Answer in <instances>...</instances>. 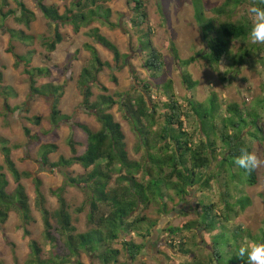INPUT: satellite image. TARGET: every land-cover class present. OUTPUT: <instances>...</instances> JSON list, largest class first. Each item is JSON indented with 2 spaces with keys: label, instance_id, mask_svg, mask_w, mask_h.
Listing matches in <instances>:
<instances>
[{
  "label": "trees",
  "instance_id": "trees-1",
  "mask_svg": "<svg viewBox=\"0 0 264 264\" xmlns=\"http://www.w3.org/2000/svg\"><path fill=\"white\" fill-rule=\"evenodd\" d=\"M16 1L19 6V15L13 10L6 13L5 9L10 6L9 0H0V17L2 20L13 17L19 25L24 26L26 30H31L36 21V14L24 3ZM110 1L76 0L61 14L56 5L49 6L44 3V0H37V7L49 22L53 35L51 39H44L43 46L45 49L50 54L57 50L58 45L64 41V35L61 33V28L64 26L72 27L75 35L79 34L83 28H90L97 22L107 25L112 31L120 29V24L111 22L112 11L106 7ZM243 1L245 0H227L222 7L212 9V12L217 16L230 18L236 8L243 4ZM249 3L264 6L262 0H250ZM194 5L196 21L202 29L207 44V52H201L198 56H201L208 65L218 69L221 62L230 57L239 70V67L248 63L253 52H257L256 55L261 53L264 56V48L262 47L251 46V49H248V33L251 23L246 16L235 22H222L216 28L213 20H206L201 1L195 0ZM128 6H131V13L133 14L130 24L140 33V57L143 59V67L152 79H159L165 69L166 62L153 41L154 33L149 24L147 4L144 0H129ZM2 29L4 26L0 25V31ZM9 34L11 44L14 41H19L23 46L28 47V41H32L30 45H33L37 40L36 36L29 35L23 30H10ZM87 36L95 42V45L85 44L84 46L90 52L91 62L94 65L82 70L78 86L86 97L85 108L96 111V117L102 125V129L94 132L86 125L75 124L87 135L86 150L82 156L77 155V144L72 140L69 143L72 157L70 159L61 158L54 163L50 161V155L57 152L58 147L51 144L41 147L40 159L43 167H49L53 171L79 165L88 174L80 178L66 176V185L50 192V195L56 197L59 203V210L54 216L46 208L47 201L42 192V181L38 177L34 178L36 205L43 215L45 239L52 248L49 256L44 257L43 248L37 242H33L31 247L34 258L28 264H84L82 259L85 256H94L101 264H119L121 252L113 248L119 242H122L123 250L131 258L132 263H136L143 256V250L146 248L144 244L137 245L131 241V235L138 233L139 236L147 239L152 236L153 229L158 227V222L141 215L143 211L157 205L160 215L163 216L167 212L164 215L170 216L165 199L168 197L172 202L174 201V198L170 196L171 192H174L180 203H185L187 196H191V191L196 186H200V190L210 191L212 182L217 179V176L227 175L224 170L225 164L228 162L230 168L234 170L237 166L234 161L240 156L241 151L245 149L252 151L250 145L255 140L259 141L258 138L252 140L253 133L248 130L252 121L248 122L239 106L231 105L227 108V113L232 115L230 118H219L220 106L217 103L216 95L212 94L208 101L209 109L205 111L196 110L191 104L192 112H186L175 96L171 81L164 86L142 82L140 86L134 85L132 90L126 94L127 96H119L120 101L118 102L112 97L101 95L96 103L91 104L90 99L94 85L107 92L106 88L100 84L99 74L106 65L111 67L110 63L103 64L96 46L99 45L112 55L115 68L119 71H122V62H126L129 56L123 55L117 45L101 35L98 29H93ZM232 42L241 44L238 49L239 53L234 57L231 50ZM14 50L15 48L10 46L8 53L13 54ZM145 52L148 54L145 55ZM175 57L179 61L178 56ZM18 58L19 62L23 61L22 56ZM196 61L197 57H192L182 61L181 66L187 67ZM30 66L31 63L25 64V74L29 77L31 94L54 98L51 112L52 124L57 126L63 120H71L69 116L62 115L59 109V104L65 95V86L50 84L37 87V79L51 76V71L48 68H30ZM182 76L187 89L192 90L197 86L189 74L183 72ZM3 85L4 73L0 65V95L6 99L12 97V88ZM46 89L49 90L48 94H43L42 91ZM162 92L165 94L166 101H162L161 96L159 101H154V96L161 95ZM118 104L125 111L127 119L130 120L143 148L146 150L147 160L145 162L141 163L130 159L123 128L119 122H116L114 116L109 114V111ZM192 113L200 125V130L196 133L199 134V141H196L194 134H190L185 129V120L189 121ZM255 116L261 118L257 112H255ZM249 117L252 119L250 113ZM160 119L163 120L161 125H159ZM30 121H34L35 125L38 126L41 124L40 118H34ZM260 130L263 133V129L260 128ZM246 131H249L248 136L251 144L246 142L244 136ZM24 132L27 137L31 136L29 129H25ZM31 139L39 141L40 137L33 136ZM219 140L226 148V152L221 154V159L217 157L219 156L217 147ZM0 146L5 164L16 183L15 191L12 194L9 193L10 182L4 173V167L0 166V225H5L8 222L11 212L14 210L22 214L23 220L28 224L32 221L29 197L21 181L23 178H31L33 175L31 173L21 174L16 169L12 159V149L7 146L5 140L0 139ZM153 152H157L156 155ZM217 162H220L218 163L220 164L219 168L216 167L212 171L211 166ZM239 169L246 176L244 184L251 187L257 185L256 169L252 171ZM205 173L208 175L205 176ZM116 175L118 177L114 178ZM227 178L230 184H233L234 180H238L236 176L232 181L228 176ZM227 185L229 190V184ZM68 186L87 189L85 191L88 193L86 202L89 206L88 224L91 226V230L86 233H79L73 225L69 206L64 198ZM163 189H165L164 192ZM222 198L224 207L219 215L214 213L217 205L211 200L210 204L205 206L204 213L207 219L210 220L213 216V220L223 227L222 224L225 223L232 225V219L239 217L241 212L246 209L249 205V199H241L239 202L240 210L235 212L228 202L231 196L224 197L222 194ZM197 203L195 212L200 213L201 200L198 199ZM83 210L82 207L77 212L82 213ZM53 217L58 223L56 228L51 223ZM147 221H152L149 223L154 225L145 230L142 225L148 223ZM197 223L198 221L189 222L180 228L169 223L165 231L171 241L169 242L170 247L177 249L180 255L187 257L188 260L184 264H221L223 255H220L214 246L208 243L207 245L204 240V236H208L210 230L203 228L195 231L194 227L197 226ZM243 230L242 226L234 227V231L238 235ZM205 231L209 232L206 234ZM185 232H201L204 235L202 237L199 234L198 237L211 248L210 258H202L191 249H185L191 244L188 243V237L183 235ZM251 234L253 235V233ZM25 235L29 236L28 230H25ZM249 238L250 242H253V236ZM178 239L181 242L178 245L174 244ZM194 246L197 245L194 244ZM228 248V252H230L231 246ZM233 264H245V262L233 260Z\"/></svg>",
  "mask_w": 264,
  "mask_h": 264
},
{
  "label": "rangeland",
  "instance_id": "rangeland-1",
  "mask_svg": "<svg viewBox=\"0 0 264 264\" xmlns=\"http://www.w3.org/2000/svg\"><path fill=\"white\" fill-rule=\"evenodd\" d=\"M18 1L24 3L36 14V21L33 23L31 30H26L13 17H9L6 20H2L0 17V25L4 26V29L0 31V65L4 73L3 86L13 90L11 93L12 97L8 99L0 95V139L5 140L7 146L12 149V159L16 169L21 174L31 173L33 175L31 178H23L21 181L29 197L32 221L28 224L25 223L22 214L14 210L11 212L8 222L5 225H0V264H28L34 258L31 247L33 242H37L43 248L44 257L49 256L52 246L45 239L43 215L36 205L34 178L38 177L42 181V192L47 201L46 208L54 216L59 210V203L56 197L50 195V192L66 185V176L80 178L88 174L79 165L69 169L63 168L53 171L49 167H43L40 159L41 147L46 144L58 147L57 152L50 155V161L54 163L61 158L70 159L72 157L69 146L70 140H72L77 144V155L82 156L86 150L87 135L81 129H78L75 124L86 125L94 132L102 129V125L96 117V111L88 110L84 106L86 97L78 86V80L83 69L94 65L91 62L92 56L90 52L84 46L85 44L94 45L95 42L87 34L92 29H95L93 28L94 26L99 31L100 28L108 26L97 22L90 29H84L83 32L71 39L72 41L70 40L72 42L70 45L72 46L66 45L67 49L61 48L59 52L60 55L62 54L61 58L53 61L52 55L43 46L44 39L47 40L53 37L52 30L49 27V22L38 9L37 0ZM200 1L206 20H213L216 28L225 21L235 22L241 20L245 16L248 7L252 5L249 3L250 0L243 1V4L237 7L229 18L217 16L212 12V9L222 7L227 0ZM262 1L264 2V0ZM44 2L49 5H58L63 13L66 8L71 6L74 0H44ZM128 2L129 0H111L106 4L107 8L110 9L111 7L113 10L111 21L120 24L121 28L115 31L110 29L112 31L110 34L111 38L107 34L103 36L116 44L120 52L129 57L126 62H122V71L116 70L112 55L99 45L97 46L103 64L110 63L111 67L106 65L99 74L100 84L106 88L107 92H104L101 87L94 85L90 103H96L101 95L112 97L118 102L120 101L119 96L126 95L132 90L134 85L140 86L142 82H151L154 85L164 86L171 81L175 96L186 112H192V105L196 110L205 111L209 109L208 101L211 95L215 94L217 103L220 106L219 118H230L232 115L227 113V108L231 105H237L243 115L246 116V119H248V122L252 121L248 130L253 133L252 140L254 141V138H258L259 141L255 140L251 144L248 136L249 131H246L244 136L247 144H251L252 151L264 161V56L261 53L256 55L257 52H253L248 59V63L239 67V70L235 67L233 59L230 57L225 58L218 69H215L208 65L201 56H198L201 52H207V44L202 29L196 21L195 0H144L147 4L149 24L152 26L154 33V44L166 62L160 78L152 79L143 67V59L140 57V33H138V29L132 28L130 24L133 14ZM9 4L10 6L5 9V12L13 10L18 13L19 6L17 1L9 0ZM10 30H23L29 35L36 36L37 40L33 45H30L32 41H28V47L23 46L19 41H14L11 44ZM70 32V27L64 26L61 28V33L65 34V36H69L67 33ZM10 46L15 48L13 54L8 53ZM251 46L264 48V45L256 44L249 39L248 49H251ZM240 47L241 44L239 42L231 43L233 57L239 53L238 49ZM147 54L148 52H145V55ZM176 55L179 61L176 59ZM19 56L23 57L22 62H19ZM192 57H197L195 63L187 67L181 66L182 61ZM27 63H31L30 68L50 69L53 76L46 77L50 82L44 86L52 83L65 86V95L59 104V109L62 115L69 116L71 120H63L57 126L52 124L51 112L54 98L33 96L31 94L29 77L25 74V64ZM183 72L189 74L192 81L197 84L194 89H187L183 83ZM114 79H116V82H114ZM44 83L45 81L39 82V79H37L36 86L42 87ZM48 91L46 89L42 92L43 94H48ZM158 95L154 96V101H159L160 96L162 101H166L164 92ZM255 112L261 118L255 116ZM249 113L252 115V119L254 118L253 120L249 117ZM109 114H112L116 122H119L123 128L130 159L141 163L145 162L147 160L146 150L143 148L130 120L127 119L125 111L118 104L109 111ZM34 118L41 119L39 126L35 125L34 121H30ZM183 120L185 119L183 118ZM162 122L163 120L160 119L159 125ZM198 123L194 114L189 121L185 120V129L190 134L195 135L196 141L200 139L199 134H196L200 130ZM260 128L263 129V133H261ZM25 129L30 130V137L25 135ZM33 136H39L40 140H32L31 137ZM217 145L219 150V156L217 157L221 159V154L226 152V148L220 140ZM156 153L153 152L155 155ZM218 163L220 162L211 166L212 171L216 167L219 168L220 164ZM225 165L224 170L227 175L217 176V179L212 182L210 191L200 190V186H196L191 191V196H187L185 203H180L174 192H171L170 196L174 198V201L172 202L168 197L165 199L170 216L165 217L164 214H167V212L163 216L160 215L157 205L150 207L147 211H143L141 215L158 222V227L153 229L152 236L147 239L135 233L130 240L139 245L144 244L145 248L149 247V252L143 250V256L139 261L132 263L131 258L123 250L122 242H119L113 246V248L121 252L119 264L186 263L187 257L180 255L177 249L170 247L169 242L171 241L167 237L165 230L169 223L176 228H180L193 221H198L197 226L194 227L195 231L208 228L210 232L208 231V236L202 235L201 232H185L183 235L187 236L188 243H191L185 249H191L202 258H210L211 248L207 246L210 244L216 248L220 255H223L221 264H233V260L244 263L243 259L235 255L240 241L242 239L250 241L249 237L252 236L253 242L264 241V164L256 168L258 183L254 187L244 184L246 176L237 166L233 170L228 162ZM0 166L4 167V173L10 182L8 192L12 194L15 191L16 183L5 164L1 146ZM207 175L208 173H205V176ZM227 176L231 181L235 176L238 180H234L235 182L230 184ZM117 177L116 175L114 178ZM227 184H229V190ZM85 190L87 191L86 188L68 186L64 194L73 225L79 233H86L91 230V226L88 224L89 206L86 203L88 193ZM164 191L165 189H163ZM222 194H224V197L231 196L228 202L235 212L240 210L239 202L241 199H249V205L241 212L239 217L232 219V225L225 223L222 224L223 227L213 220V216H211L210 220L207 219L204 213L205 206L210 204L211 200L212 203L214 202L217 205L214 213L219 215L224 207ZM198 199L201 200L202 206L199 209L200 213L195 212ZM82 207L84 208L83 212H77ZM152 221H147L148 223L143 224V229H150L154 225L149 223ZM51 223L54 228L58 226L55 217L52 218ZM235 226H242L244 230L238 235L234 231ZM25 230H28L29 236L25 235ZM208 232L205 231L206 234ZM199 234L202 237L204 236L206 244L208 243L207 245L198 237ZM179 242L181 240L178 239L174 244L178 245ZM194 244L197 246H194ZM229 246H231L230 252H228ZM82 261L84 264H101L94 256H85Z\"/></svg>",
  "mask_w": 264,
  "mask_h": 264
},
{
  "label": "clouds",
  "instance_id": "clouds-1",
  "mask_svg": "<svg viewBox=\"0 0 264 264\" xmlns=\"http://www.w3.org/2000/svg\"><path fill=\"white\" fill-rule=\"evenodd\" d=\"M245 16L251 23L249 39L256 44L264 45V6L253 3L248 7ZM234 163L245 171H252L264 164V161L254 151L245 149ZM235 255L243 259L245 264H264V241L250 242L242 239Z\"/></svg>",
  "mask_w": 264,
  "mask_h": 264
},
{
  "label": "crops",
  "instance_id": "crops-1",
  "mask_svg": "<svg viewBox=\"0 0 264 264\" xmlns=\"http://www.w3.org/2000/svg\"><path fill=\"white\" fill-rule=\"evenodd\" d=\"M74 1H76V0H74ZM45 3V2H44ZM46 4V3H45ZM46 5H49V4H46ZM52 5V4H51ZM53 5H55V4H53ZM50 6V5H49ZM57 7H59L58 5H56ZM59 9H60V12H61V8L59 7ZM110 9H111V7H110ZM111 11H113L112 9H111ZM64 13V12H63ZM62 12H61V14H63ZM112 16H113V13H112ZM111 19H112V17H111ZM112 22V21H111ZM114 23V22H113ZM94 25V24H93ZM92 25V26H93ZM67 27H70V26H67ZM93 28H95V29H98L96 26H94ZM70 29H71V32L70 33H67V34H69V36L67 35V36H65V34H64V41L60 44V45H58V47H57V50L54 52V53H52L51 55V57H52V60L54 61V60H56V59H59V58H61V55L59 54V52H60V50H61V48H65V49H67V46L69 45V46H72V45H70L72 42H70V40L71 39H73L75 36H77V35H79L81 32H83V30L84 29H87V28H83L81 31H80V33L79 34H74V32H73V28L72 27H70ZM90 29V28H89ZM93 30V29H92ZM91 30V31H92ZM100 33H101V35H104V34H107V35H109V38H111V36H110V34L112 33V31L110 30V28L109 27H102V28H100ZM72 41V40H71ZM67 45V46H66ZM95 45V44H94ZM96 48H97V46H96ZM70 50V49H69ZM123 54V53H122ZM124 55V54H123ZM57 57V58H56ZM49 69V68H48ZM51 76H53L52 74H51ZM47 78H49V77H47ZM46 77L45 78H43V79H40L39 78V82H44L45 81V83L42 85V86H44V85H46V84H49V82H50V80H48ZM48 80V81H47ZM53 85H55V86H63V85H57V84H55V83H52ZM18 92V91H17ZM16 92V93H17ZM132 236H134V234H132L131 235V237ZM137 245H139V244H137ZM149 247L147 248L146 247V249H144V250H146L147 252H149Z\"/></svg>",
  "mask_w": 264,
  "mask_h": 264
},
{
  "label": "flooded vegetation",
  "instance_id": "flooded-vegetation-1",
  "mask_svg": "<svg viewBox=\"0 0 264 264\" xmlns=\"http://www.w3.org/2000/svg\"><path fill=\"white\" fill-rule=\"evenodd\" d=\"M166 217V216H165ZM167 263V262H166Z\"/></svg>",
  "mask_w": 264,
  "mask_h": 264
}]
</instances>
